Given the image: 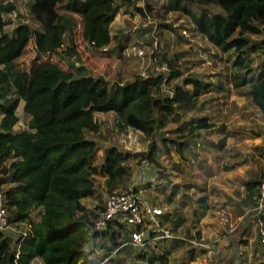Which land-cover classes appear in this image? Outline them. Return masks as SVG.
Returning <instances> with one entry per match:
<instances>
[{
	"label": "trees",
	"instance_id": "obj_1",
	"mask_svg": "<svg viewBox=\"0 0 264 264\" xmlns=\"http://www.w3.org/2000/svg\"><path fill=\"white\" fill-rule=\"evenodd\" d=\"M137 1L28 0L31 22L18 19L11 31L6 26L10 15L18 8L17 3L15 0L0 1V186L11 213L10 222L17 229L0 231V264H36L38 261L42 264H87L85 245L99 234H109L112 246L105 255L116 264H120V258L113 257L112 251L116 249L132 254L135 264H170L172 248L190 243L193 258L197 253L195 249L204 248L191 241L205 242L199 230L197 236L188 231L192 237L182 235L155 240L153 246L149 243L145 249L121 246L130 239L129 230L117 223L91 233L105 205L90 210L83 198L98 195V177L105 178L109 192L120 188L130 191L128 183L133 175V162L159 163L160 152L164 148L170 152L171 142L179 154L186 157L189 141L206 137L207 131L214 129L217 123L208 115L192 117L190 122L184 121V126L177 128L185 130L181 135L185 139L179 140L166 136L164 127L169 117L184 107L197 106L199 98L207 92H224L227 86L219 79L216 87L215 82L206 80L202 73L184 74L180 60L192 48L175 51L172 56L165 54L163 61L168 64V72L137 74L130 81H112L93 72L82 60L75 41L77 18L83 40L93 51L106 54L111 51L109 47L114 40L112 25L122 8L134 7L145 17L148 10L150 15L162 19L160 25L175 32L177 28L166 21L168 16L173 11L185 14L194 33L207 40L208 50L211 47L222 52L234 50L233 86L249 85L246 93L264 114V0H165L160 7L150 0H143L139 6ZM146 29L151 32L152 27ZM32 37L39 53H58L66 46L75 53L76 59L68 56L70 67L66 69L58 61L36 62L27 85L15 60L23 54ZM180 39L185 38L180 36ZM133 40L128 34L125 39L118 38L116 46L124 51ZM164 81L170 84L174 81L173 97L161 91ZM22 104L29 116L28 129L16 128ZM99 112H114L119 126L131 127L152 137L148 151L125 150L110 144L104 147L102 162L96 164L100 145L89 134L101 129L96 117ZM255 135L264 136V124L260 123ZM225 141V138L220 140V145ZM203 163L208 164L202 159L198 165L206 170ZM260 172L261 177L255 174L245 183L244 203L253 207L248 213L240 210L245 219L252 215L257 219L261 224L258 225L260 234L253 243L254 257L250 259L240 252L239 264H257L255 258L264 264L261 236L264 212L252 210L259 200L264 169ZM177 191L175 189L168 197L169 201L172 202ZM197 202L198 208L193 212L196 223L209 205L203 196ZM163 217L167 223L173 222L172 230L177 232L186 221L179 208L165 212ZM240 242L236 244L240 246ZM233 259L231 262L235 264ZM95 264L109 263L99 260Z\"/></svg>",
	"mask_w": 264,
	"mask_h": 264
},
{
	"label": "rangeland",
	"instance_id": "obj_2",
	"mask_svg": "<svg viewBox=\"0 0 264 264\" xmlns=\"http://www.w3.org/2000/svg\"><path fill=\"white\" fill-rule=\"evenodd\" d=\"M15 1L18 8L8 19L9 23L6 27L9 31L13 29L18 19L31 22L28 0ZM150 1L157 4V7L165 2V0ZM142 4L143 0L137 1V5ZM146 13L145 17L134 7H124L118 12L112 25L114 40L109 47L111 51L106 54L93 51L83 40L81 23L77 18L79 24L75 29V41L84 63L93 72L102 74L112 81H130L137 74L148 76L150 72L165 71L163 69L165 54L172 56L175 51L181 52L192 48V51L180 60L183 63L184 74L202 73L206 80L215 82L216 87L218 80L221 79L228 89L224 92L212 89L213 91L199 98L197 106L184 107L170 116V121L164 127L166 136L179 140L185 139L181 137L185 134V130L179 131L177 128L184 126V121L190 122L192 117L208 115L211 121L217 123V126L207 131L206 137H197L196 141H189V145L185 148L186 157H182L175 149V144L171 142L170 152H167L165 148L160 152L159 163L150 162V164L146 160L133 162V175L128 188L137 187L150 195L164 212L179 208L186 221L179 226L178 232L172 230L173 222L165 221V226L175 235H189V231L190 234L197 236V231L201 232V238H204L201 240H205L202 242L204 248L195 249L197 253L194 258L190 254L193 249L190 243H183L180 247L172 248L170 264H181V262L183 264H234L231 262L233 258H235L233 259L235 264H239L240 252L252 259L254 257L253 243L259 237L258 225L261 224L257 223L253 215L245 219L240 215V210L245 209V213H248L253 207L252 204L244 203L245 183L255 174L261 177L260 171L264 169V136L255 135L260 123L264 124V114L256 108L251 97L246 93L249 85L243 88L233 86L232 74L235 73L233 61L236 57L234 50L222 52L215 47L208 50L210 45L207 40L198 33H194L190 20L181 12L173 11L166 20L177 28V33L169 27L160 25L162 19H158L159 17L150 15L148 10ZM147 27H152L151 32H148ZM126 33L134 38L131 45L144 50L143 55L136 54L134 51L129 54L127 50H119L120 48L116 46L117 40L125 39ZM180 36H184L185 39L181 40ZM74 55L75 53L66 46L58 53H39L32 37L15 63L24 73V80L28 85L36 62L58 61L66 69L70 67L69 60L76 59ZM23 105L19 107L20 121L17 129L29 128V116L24 111ZM96 117L101 129L98 133L89 134L100 145L96 164L102 162L104 147L110 144H116L125 150L148 151L153 138L134 128L119 126L116 113L99 112ZM223 138L226 141L221 146L220 140ZM157 143L161 145L162 142L158 140ZM202 159L207 160L208 164L203 163L207 166L206 170L198 165ZM226 166L231 168L226 169ZM209 171L212 172L210 175ZM96 184L98 195L83 198V202L90 210H97V205L105 204L106 197L111 193L106 187L104 177H98ZM175 189L178 191L171 202L168 197ZM126 190L128 189L120 188L118 191ZM201 196L206 198L209 205L205 215L196 223L193 212L198 208L197 200ZM238 240H241L240 246L236 244ZM195 241L198 242V239ZM111 246L109 234H99L89 239L85 245L86 257L89 260L87 264L90 262L95 264L99 260L103 263L116 264L105 255ZM112 252L113 257L120 258V264L136 262L134 256L126 250L120 252L116 249ZM254 260L260 264L259 258ZM36 264L42 263L38 261Z\"/></svg>",
	"mask_w": 264,
	"mask_h": 264
},
{
	"label": "built area",
	"instance_id": "obj_3",
	"mask_svg": "<svg viewBox=\"0 0 264 264\" xmlns=\"http://www.w3.org/2000/svg\"><path fill=\"white\" fill-rule=\"evenodd\" d=\"M126 50L129 54L131 51L139 55L144 54V50L136 45H131ZM168 68V64L165 62L163 69L167 71ZM161 91L167 93L170 97L175 95L173 85L167 81L162 83ZM104 205L105 207L96 219L91 233L96 230H105L109 224H123L129 230L130 239L121 246L131 245L135 249H145L149 243H153L155 240L182 237L175 235L165 226L163 208L153 204L151 198L142 190L135 191L131 189L127 192H111L106 197ZM252 210L256 213L264 212V176L260 183L258 203ZM10 217L11 213L6 204L5 193L3 187L0 186V231L14 232L17 230L11 224ZM261 236L264 242V226L261 227ZM191 241L202 245V242H196L195 239Z\"/></svg>",
	"mask_w": 264,
	"mask_h": 264
}]
</instances>
